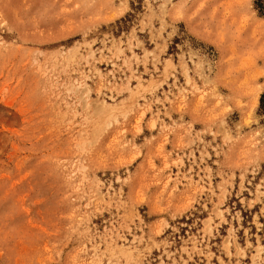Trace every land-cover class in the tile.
<instances>
[{"label":"rangeland","instance_id":"rangeland-1","mask_svg":"<svg viewBox=\"0 0 264 264\" xmlns=\"http://www.w3.org/2000/svg\"><path fill=\"white\" fill-rule=\"evenodd\" d=\"M263 94L255 0H0V264H264Z\"/></svg>","mask_w":264,"mask_h":264},{"label":"trees","instance_id":"trees-1","mask_svg":"<svg viewBox=\"0 0 264 264\" xmlns=\"http://www.w3.org/2000/svg\"><path fill=\"white\" fill-rule=\"evenodd\" d=\"M256 8H258L259 12L264 14V3L263 0H255ZM262 102H264V94L262 96Z\"/></svg>","mask_w":264,"mask_h":264}]
</instances>
